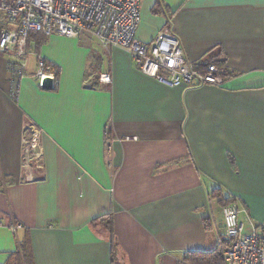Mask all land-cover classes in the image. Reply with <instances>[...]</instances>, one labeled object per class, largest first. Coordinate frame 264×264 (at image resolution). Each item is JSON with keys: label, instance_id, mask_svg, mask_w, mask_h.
Instances as JSON below:
<instances>
[{"label": "crops", "instance_id": "1", "mask_svg": "<svg viewBox=\"0 0 264 264\" xmlns=\"http://www.w3.org/2000/svg\"><path fill=\"white\" fill-rule=\"evenodd\" d=\"M163 29L187 63H221L223 84L169 86L124 49L52 34L29 39L15 100L0 53V264H24L22 250L33 264H176L218 249L226 203L245 233L264 220V0H140L135 37ZM37 56L60 69L50 90ZM94 66L109 83L88 86ZM29 126L42 158L24 167ZM104 214L113 247L90 225Z\"/></svg>", "mask_w": 264, "mask_h": 264}, {"label": "built area", "instance_id": "2", "mask_svg": "<svg viewBox=\"0 0 264 264\" xmlns=\"http://www.w3.org/2000/svg\"><path fill=\"white\" fill-rule=\"evenodd\" d=\"M139 21L140 0H0V53L9 57L6 69L10 97L18 98L28 58L35 54L28 41L32 33L67 37L89 34L104 49H124L140 72L169 86L223 84L221 70L215 63L195 67L186 62L178 38L169 29L160 30L150 43L138 40L135 32ZM35 64L32 76L37 85L42 88L43 80L49 78L54 87L59 67L40 56ZM98 80L109 83V73L99 74ZM21 158L24 167L39 164L42 148L38 128L25 129ZM222 213L223 237L227 243L222 251L225 263L264 264V239L258 234L259 230L264 231V220L245 233L234 203L226 204ZM19 226L11 229L14 231Z\"/></svg>", "mask_w": 264, "mask_h": 264}, {"label": "trees", "instance_id": "3", "mask_svg": "<svg viewBox=\"0 0 264 264\" xmlns=\"http://www.w3.org/2000/svg\"><path fill=\"white\" fill-rule=\"evenodd\" d=\"M36 36L37 38L43 37L42 35L38 34V33H32L30 35L31 39L32 37ZM35 37V38H36ZM29 41V40H28ZM213 62L215 63L218 68H220V74L223 76L224 75V68L223 65L220 63H218L217 61H209V60H202L199 61L198 63H193V65L195 67H202L207 63ZM97 67L94 66L92 68V81L88 84V86L93 87L95 86V81L98 80L97 74H95ZM229 204V203H226ZM225 204V205H226ZM224 205V206H225ZM90 225L96 229L97 227L103 229L106 234L109 236L110 241L112 243V247L115 245L114 242V235H113V228H112V215L111 214H104V215H100L97 216L95 218H93L90 221ZM227 243H226V239L222 236L221 241L219 243L218 249L214 250V251H204V250H194V251H188L183 259L180 261L183 264H226L225 261L223 260L222 257V251L224 250V248L226 247ZM24 249V248H22ZM23 251V263L24 264H33L30 260V256H29V252L28 250H22Z\"/></svg>", "mask_w": 264, "mask_h": 264}, {"label": "water", "instance_id": "4", "mask_svg": "<svg viewBox=\"0 0 264 264\" xmlns=\"http://www.w3.org/2000/svg\"><path fill=\"white\" fill-rule=\"evenodd\" d=\"M42 88L46 90L52 89V81L49 78H45L42 83Z\"/></svg>", "mask_w": 264, "mask_h": 264}]
</instances>
